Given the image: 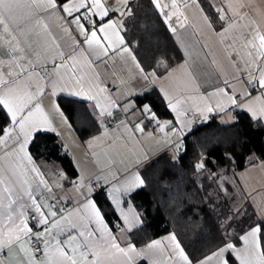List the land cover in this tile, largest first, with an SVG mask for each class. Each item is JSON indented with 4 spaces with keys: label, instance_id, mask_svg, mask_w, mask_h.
I'll return each instance as SVG.
<instances>
[{
    "label": "crops",
    "instance_id": "0c3cea01",
    "mask_svg": "<svg viewBox=\"0 0 264 264\" xmlns=\"http://www.w3.org/2000/svg\"><path fill=\"white\" fill-rule=\"evenodd\" d=\"M129 1L0 4V104L9 116L0 136V250L5 251L0 264H129V257L135 264H231L229 255L237 264H264L259 231L248 228L197 261L169 235L173 231L139 245L131 242L143 251V257L137 256L128 248L127 227H138L135 213L141 216L128 199L125 179L129 170L140 171L162 153L176 155L181 137L210 116L231 123L237 110L264 112V0H206L214 20L202 0H152L170 18L182 58L148 70L125 43ZM153 86L168 98L172 116L141 133L136 122L144 119L149 104L136 96ZM58 96L84 100L96 116L102 113L99 129L82 138L58 106ZM108 113L115 120L111 125L104 124ZM37 131L60 137L76 178L68 180L33 157L29 144ZM232 172L243 201L264 218L261 198L249 201L245 195L264 189V157ZM90 181L105 187L123 218L120 230L104 218ZM30 235L46 247L42 257L30 246ZM156 239L161 243L145 247Z\"/></svg>",
    "mask_w": 264,
    "mask_h": 264
},
{
    "label": "trees",
    "instance_id": "16d2710c",
    "mask_svg": "<svg viewBox=\"0 0 264 264\" xmlns=\"http://www.w3.org/2000/svg\"><path fill=\"white\" fill-rule=\"evenodd\" d=\"M202 2L214 20V9L206 0ZM129 8L130 14L124 20V36L143 69L159 67L163 61L170 66L181 60V51L171 32L161 23L154 2L130 0ZM136 98L154 106L160 118L172 116L164 115L170 111L156 87H150ZM57 99L82 138L99 129L88 102L68 96ZM5 121L9 123V116L3 108L0 123ZM37 132L29 144L33 157L60 170L68 180L76 178L77 169L60 137L54 132ZM180 144L186 151L181 147L175 161L172 154L165 152L141 168L146 184L136 190L130 201L139 211L142 225L128 232L127 240L139 245L173 231L191 261H197L222 246L227 238L236 240L245 229L264 221V218L256 217L247 201L238 210L233 209L231 198L217 193L215 181L206 178L211 173L231 172L243 167L250 154L264 157V125L252 121L244 110H237L233 122L222 123L213 118L198 124ZM200 160L206 161V168L197 173L192 164ZM93 197L108 224L116 229L119 219L106 190L94 192ZM262 252L264 254V248ZM229 260L231 264H237L233 257ZM136 264L147 263L141 260Z\"/></svg>",
    "mask_w": 264,
    "mask_h": 264
},
{
    "label": "snow or ice",
    "instance_id": "6c2138e0",
    "mask_svg": "<svg viewBox=\"0 0 264 264\" xmlns=\"http://www.w3.org/2000/svg\"><path fill=\"white\" fill-rule=\"evenodd\" d=\"M4 2V0H0V4H2ZM155 6V4H154ZM126 11L129 12L130 14V9H126ZM160 19H161V23L164 25L166 31L171 32L172 34H175V28L173 27V25L171 24V20L170 18H167L163 15V13L160 14ZM3 17L2 14H0V24H3ZM0 38H2V33H0ZM126 44L129 45V50H131V44L128 41H125ZM138 47V44L136 45ZM133 56H135V53L133 52ZM138 64H140L139 61H137ZM141 68H143V65H140ZM153 72H155V69L152 70ZM148 74L145 73V76H147ZM259 95V93H258ZM249 96H251V92L249 93ZM161 100L162 102H165L168 100V98L164 95L161 96ZM58 106L60 107L61 111H63V105L61 103L58 102ZM166 107H170L169 104H166ZM145 110L144 112H142V115L144 117V119L142 121H138L136 122V126L139 129V131L142 133L147 125L149 123H152L153 120L155 119V121H159L160 120V114L157 113L154 109V106L152 105H145L144 106ZM119 109V105H117V110ZM129 111H131V109H129ZM212 109H209V112H211ZM245 112L248 113L249 118L252 121H258L261 125H264V112H260V113H255V112H251L247 109H244ZM3 112V108L0 107V113ZM171 114L170 112H166L164 115H169ZM99 115H103L102 113H98L97 116H94L93 119L94 121L97 123V126L100 127V122L98 119ZM109 116H112L113 113H108ZM127 115V113H126ZM205 121H207V119H205ZM7 122L5 121L4 123H0V136L3 135L4 133V129L7 126ZM169 124H172L173 121L169 120L168 121ZM37 135H39V132H37ZM185 135V134H184ZM184 136L181 137V139L183 140ZM31 145H29L30 148ZM176 147V153H181V147L184 149V151H186V148H184V145L182 146L181 144H177L175 145ZM178 157L176 155L172 156V160L175 161ZM255 166V165H253ZM192 168L195 172L199 173L201 171H203L206 168V161L205 160H200L197 161L195 163L192 164ZM206 178H210L211 180L216 181L217 183V188L218 189H222V191L224 193H227V183L228 180L226 179V175H221V174H217V173H211L210 177H206ZM125 179H126V193L128 195V199L130 201L131 196L136 192V190L142 188L143 186H145L146 181L145 179L142 177L141 173L139 170H136L134 174H132V170H129L128 174H125ZM243 190V189H242ZM245 195L248 197L249 201H251L254 197H260L261 198V203H264V189H254L251 192H247L245 191ZM253 207H255V204L252 205ZM134 209V206H132ZM139 225H142V219H140L138 213H135V217H134ZM118 219H123L122 217H118ZM230 219V218H229ZM254 229L258 230L260 233L259 239L262 242V248H264V221L258 222L256 225L250 226L247 231L251 232ZM128 231H132V228L130 226L127 227ZM169 235H171L174 239H177V243H179L178 238L175 237V233H170ZM243 235L240 237L241 240H243ZM161 243L160 239H156L154 241L149 242L148 245H145V247H149L152 244H159ZM119 247V245H117ZM37 248H40V245H37ZM128 248H130L132 251L136 252L137 256L139 257H143V251L142 250H137L136 246L134 244H132L131 242H129L128 244ZM182 248V245H181ZM123 250V249H121ZM0 254H3L2 252H0ZM231 255H229V259H231ZM129 264H135V261L129 257Z\"/></svg>",
    "mask_w": 264,
    "mask_h": 264
},
{
    "label": "built area",
    "instance_id": "2783aa9c",
    "mask_svg": "<svg viewBox=\"0 0 264 264\" xmlns=\"http://www.w3.org/2000/svg\"><path fill=\"white\" fill-rule=\"evenodd\" d=\"M249 89L252 90L253 89V86H249ZM215 118L214 116H210L208 120H211ZM235 118V117H234ZM202 118L201 117H198L197 118V121L198 122H201ZM115 122V120L110 117V116H105L104 117V124L106 125H111ZM155 120H153L152 123H149L150 126H153ZM89 186L90 188L93 190V192H98L100 190H104L105 187L99 183L98 181H90L89 182ZM126 202H128V200L126 199ZM50 205L51 206H54L55 205V201L54 200H50ZM29 218L33 221V222H36L37 220V217L34 213H30L29 214ZM40 225L42 226H46V223H41ZM116 230H120L121 229V226L119 225V223L116 224L115 226ZM29 244L30 246L32 247L34 253L36 256L38 257H42L44 254H45V250H46V247L44 245L41 244V242L39 241V239L36 237V236H33V235H30L29 236ZM37 245H40V248L38 249L37 248ZM0 252H2L3 254H0V261L2 260V258L4 257L5 255V251L4 250H0Z\"/></svg>",
    "mask_w": 264,
    "mask_h": 264
},
{
    "label": "rangeland",
    "instance_id": "374dc122",
    "mask_svg": "<svg viewBox=\"0 0 264 264\" xmlns=\"http://www.w3.org/2000/svg\"><path fill=\"white\" fill-rule=\"evenodd\" d=\"M132 115H134V113ZM257 157H259V156L255 155V154H250V155L247 156V161L249 159L253 160V159L257 158ZM219 174H221V175L225 174L226 175V179L228 180V183L231 184L232 187H231V189L227 188V193H224L222 191V189H218L217 188V183L215 181V189H216L217 193H223L227 197L231 198V207L233 209H235V210H238L243 205L242 202H244V201L242 199V196L239 193V190L237 189V182H236V179L234 178L233 172L232 171L231 172L221 171V172H219Z\"/></svg>",
    "mask_w": 264,
    "mask_h": 264
}]
</instances>
